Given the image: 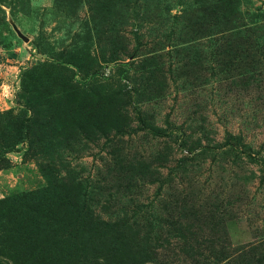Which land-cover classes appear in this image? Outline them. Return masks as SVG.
Instances as JSON below:
<instances>
[{
  "label": "rangeland",
  "instance_id": "374dc122",
  "mask_svg": "<svg viewBox=\"0 0 264 264\" xmlns=\"http://www.w3.org/2000/svg\"><path fill=\"white\" fill-rule=\"evenodd\" d=\"M0 200L53 264H264V0H0Z\"/></svg>",
  "mask_w": 264,
  "mask_h": 264
},
{
  "label": "trees",
  "instance_id": "16d2710c",
  "mask_svg": "<svg viewBox=\"0 0 264 264\" xmlns=\"http://www.w3.org/2000/svg\"><path fill=\"white\" fill-rule=\"evenodd\" d=\"M0 202L3 204V207L5 209L4 213H10L9 216H6V219L7 222L11 225V235L15 244L19 246L24 241H29V244H26L27 249H22L20 246L18 248L16 247V249L18 250L16 258L21 261L22 264H53L48 255V253L51 251V247L49 245V237L43 236V234L30 229V225L28 223L31 224V220H29L27 216L24 217V213L19 206H17L16 208H10V203L8 201L0 200ZM62 203L70 205L69 198L66 197V200L62 201ZM75 214V212L68 209V211H66L64 214L60 213L57 216H49L48 218L57 221H66L65 223L69 225L74 223L72 221L76 216ZM24 219H26L27 221H25ZM91 221L92 217L87 215V220H84L82 224L89 225L91 224ZM91 237L92 236H89V238ZM116 238V236L112 235L107 240L102 241L107 247H109L115 243ZM105 257L108 258V256ZM116 257H118L117 261L110 260L109 258L108 260H106L105 258L104 259L108 262L107 264H122L121 255H118L117 252Z\"/></svg>",
  "mask_w": 264,
  "mask_h": 264
},
{
  "label": "water",
  "instance_id": "95a60500",
  "mask_svg": "<svg viewBox=\"0 0 264 264\" xmlns=\"http://www.w3.org/2000/svg\"><path fill=\"white\" fill-rule=\"evenodd\" d=\"M22 37L24 38V40H28V38L26 37V36H24L23 34H22Z\"/></svg>",
  "mask_w": 264,
  "mask_h": 264
}]
</instances>
